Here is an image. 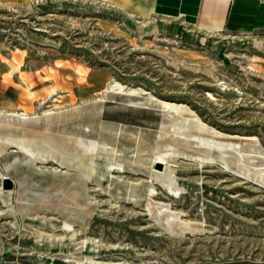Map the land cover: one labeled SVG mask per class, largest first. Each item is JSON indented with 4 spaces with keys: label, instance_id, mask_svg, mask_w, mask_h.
<instances>
[{
    "label": "rangeland",
    "instance_id": "obj_1",
    "mask_svg": "<svg viewBox=\"0 0 264 264\" xmlns=\"http://www.w3.org/2000/svg\"><path fill=\"white\" fill-rule=\"evenodd\" d=\"M228 2L205 0L200 24L217 34L200 43L203 29L183 16L144 13L146 3L128 10L99 0H0V110L19 111L8 119L32 136L72 131L99 139L89 189L81 174L52 161L35 163L14 148L0 155L10 180L0 185L12 190L14 206L31 207L25 218L17 210L15 220L0 200L7 212L0 216V264H264V185L222 165L181 160L176 179L156 180L155 198L148 196L164 99L186 104L230 138H257L264 148V0H231L223 21ZM14 59L21 69L7 75ZM78 66L88 73L81 76ZM110 75L124 90L101 92ZM53 83L47 93L43 86ZM27 87L37 90L34 98H26ZM22 106L35 114L19 116ZM112 155L122 164L119 179L106 171ZM88 190L97 194L91 201ZM63 217L72 227L62 225ZM73 227L78 236L87 229L91 239L67 237L52 252L51 233Z\"/></svg>",
    "mask_w": 264,
    "mask_h": 264
},
{
    "label": "bare ground",
    "instance_id": "obj_2",
    "mask_svg": "<svg viewBox=\"0 0 264 264\" xmlns=\"http://www.w3.org/2000/svg\"><path fill=\"white\" fill-rule=\"evenodd\" d=\"M144 13H146V12H144ZM161 16L164 19H168L171 16L178 17L179 14L160 15V17ZM141 20H143V19H141ZM189 21H192L196 27L204 30L198 36V41L200 43H203L207 38H212L214 33H216L215 29H205L204 27H202V25L200 24V18L198 20L196 18L190 19ZM140 23H141V21L137 20L135 24L137 25V27H139L141 25ZM196 33H197V31H196ZM219 35H220V37L222 39H226L228 42L231 41L232 37H230L229 35H223V34H220V33H219ZM7 64L9 65L8 69L5 72L7 75H12L14 72H16L17 70L21 69V67H20L21 64L19 63V61L15 60V59L13 61H9L8 60ZM213 67L215 68V66H213ZM76 69H77L78 73L81 76H85L86 73H88L85 68H82L80 66H78ZM206 69H207L206 71L210 75H212L214 73L213 69L211 67L210 68H206ZM213 77H214V75H213ZM215 78H217V74H216ZM86 79H87V77L85 78V80ZM218 81H220V80H218ZM52 85H54V83L50 84L48 86L47 85L43 86L45 88V90H47V93L51 94V92L55 91L56 87H54ZM55 85L58 86L57 90H58V88H60L62 91H67L60 84L55 83ZM229 86H231V85H229ZM106 90H119L120 91V90H124V88H123L122 83H120L119 81L115 80V78H113L112 75H110V76H108L107 78L104 79L103 85L101 86V92L102 93L106 92ZM127 90L132 91V92H138V90H135V89H127ZM44 92L46 93V91H44ZM36 93H37V90L32 89L30 87L26 88V93H25L26 98L32 99V98H34L36 96ZM40 93H42V92H40ZM70 100L72 101V98H70ZM147 100H149V99H147ZM61 101H62V99H61ZM84 101H86L85 98L82 99V102H84ZM173 101L165 100V99L162 101L163 115H162V119L160 121L159 130L157 132V135H155L156 136V143H155L154 149H153V151L151 153V157H150L152 159L149 162V168H150V175H149L150 180L149 181H150V183H149V186H148V196L150 198H153V199L155 198V194L157 192V187H156V182H155L156 180H164L165 178L169 179V180H172L174 178L176 179V174H178V173H176V166H179L178 164H179V162L181 160H187L189 162H193V163L197 164L200 167H203V166L207 165V163H211V164L215 163L217 165H222L225 168H230V170L232 169V170L236 171L237 173H239L240 176L242 175L245 178H248V179L256 181L258 184L264 185V148H262L260 146L259 141H258L257 138H249L248 137V138L241 139L242 137L239 138L240 136L238 138H230V137L226 136V134L216 130L212 126H210L207 123H205L203 121V119L201 117H199L197 115V113H195V111H192L191 110L192 108H189L186 104H179V103L173 102ZM10 102H11V100L8 101V102H4V104H6V105L8 104L9 105ZM93 103H95V102H93ZM96 103H97V101H96ZM53 104H55V103H53ZM71 104H74V102H72ZM8 105H7V107H8ZM12 105H11L12 107H16V106H14V103ZM11 106H10V108H11ZM94 106H95V104H94ZM160 106H161V104H160ZM22 107H21L22 111L19 113V116L26 117L29 114V112H32L30 109H28L26 107H23V108ZM21 109H19V110H21ZM66 111H67V109H66ZM18 112H14L12 110L9 111V110H7L5 108L0 110V117L3 116V117L7 118V120L6 119H0V155L2 153H4V152L8 151L9 149L11 150L12 148H14L16 151L19 150V151L24 152L25 154H27L29 156V158L31 159V161H35V163H47V162L52 161L53 163H56V165L59 164L61 167L65 168L63 170L65 173H67L68 171H73L75 174L76 173L81 174L83 179H86V182L84 183L85 186H86V189L87 188L89 189L90 183L88 181H90L92 179L95 171L97 170L96 169L97 168L96 167V163H97L96 156H97V150H98V145H99V141H98L99 139L93 138L92 136H91L92 138H88V137L86 138V137H83L84 135L83 136L71 135L72 131L70 132V134H63V133L55 134V133H51V132H48V131H44L38 137L32 136L28 131H26L25 129H23L22 127H20L18 125L13 124L12 121L8 119V118H11L13 115H18ZM32 113L35 114V111L32 112ZM65 118H66V116H65ZM18 122H19V120H18ZM73 134H75V133H73ZM232 137H234V136H232ZM99 138H101V137H99ZM102 140H100V141H102ZM106 145H105V147H106ZM112 149H115V148L112 147ZM107 151H109V150H107ZM135 151H137V149ZM110 152H111V150H110ZM112 152H114V150ZM7 154H10V153H7ZM14 155H16V154H14ZM21 155H23V154H21ZM111 159H113V155L110 157L109 160L106 159L107 161H106V165L105 166H107V168H108V169H106V171L108 170L109 171L108 173L111 174V176H117L118 177V175L121 172H124L123 168H122V164L121 163H117V162H115V161H113ZM40 166H39V168H40ZM161 167H163V168L161 169ZM218 168H220V167L218 166ZM181 169H183V168L181 167ZM1 170H0V179L4 180L7 177L2 173ZM96 172H98V171H96ZM122 174H124V173H122ZM61 177L62 176H60V178ZM125 178H127V177H125ZM64 179H66V178H64ZM93 179H94V177H93ZM118 179H119V177H118ZM67 180H69V178ZM96 180H97V178H96ZM70 181H71V179H70ZM128 183L130 184L129 181H128ZM81 186H82V184H81ZM67 187H69V186L67 185ZM63 190H65V189H63ZM68 192L71 193V191H68ZM63 194H61V195H63ZM12 195H13V192H12L11 189L4 188L3 186L0 185V200H1L2 203H4L10 209L9 213L11 214L13 219H15V220L17 219V216H18L17 215V210L21 212V217L22 218H25L26 215L29 216V214H30L29 210L31 209V207L30 206L27 207L28 204H26V203L23 204L21 202H19V205L14 206L12 204L13 202L11 201ZM88 195H89V197L88 196L87 197L91 201L95 197V195H97V194H95L94 190H92V191L88 190ZM26 196H28V194H26ZM30 196H32V195H30ZM22 197H24V195ZM83 199H84V197H83ZM72 200H73V198H72ZM64 201H65V199H64ZM64 201H63V203H64ZM82 201L79 202V200L76 199V200L73 201V203H76V204L80 205V203L82 204ZM51 202H52V200H51ZM65 202H67V201H65ZM85 202H86V199H85ZM47 203H49V202H47ZM91 203L92 202H90V204ZM83 204L84 205H82V206H86L85 203H83ZM110 204L111 203H109V205ZM65 207H68V206H65ZM92 207H94V206H92ZM111 207H112V204H111ZM89 209H90V207H89ZM43 212H46V211H43ZM4 213L2 211H0V216L3 215ZM73 213H74V211H73ZM75 214L76 213H74V215ZM88 214H89V212H88ZM68 217L69 216H67V218ZM78 217H80V216H78ZM156 217L157 216H155V218ZM7 218H8V216H7ZM67 218L63 217V220L61 221L62 225L65 226V227H72L74 222L72 223ZM74 220H76V219H74ZM85 220L86 219H84L83 222ZM86 223H87V220H86ZM11 225L12 226H16V221L13 220ZM53 226H55V225H53ZM75 227H77V226H75ZM8 228H9V226H8ZM85 231H84V233L82 235L80 234V236H78L77 229H75L74 227L70 231L63 230L62 232H60L59 234H56V235L51 233L52 234L50 236L51 238L49 237L50 238V242H49L50 250L52 252H55L57 250H61L62 249L61 248L62 244L66 243L67 241H68V243L70 241H75L78 238H81L83 243H87V241L91 239L92 235L90 234L91 235L90 237L87 236L88 234ZM41 233H42V231H41ZM43 233H45V232H43ZM47 235H48V233H47ZM37 237H38V234H37ZM67 237H68V240L66 241ZM34 238H35V236H34ZM41 239H43V238H41ZM46 240H48V239H46ZM38 242H42V241H38ZM3 251H4L3 238L0 235V254H3ZM92 258L93 257H91V259ZM70 259H72V258H70ZM83 260H84V258H83ZM88 260H90V259H88ZM91 261H93V260H91ZM127 264H129V263L127 262Z\"/></svg>",
    "mask_w": 264,
    "mask_h": 264
},
{
    "label": "crops",
    "instance_id": "obj_3",
    "mask_svg": "<svg viewBox=\"0 0 264 264\" xmlns=\"http://www.w3.org/2000/svg\"><path fill=\"white\" fill-rule=\"evenodd\" d=\"M5 2L12 3L16 0H4ZM104 3L119 5L120 7L130 9L133 5L148 4L149 7L143 10L146 13H153L157 15H174L179 14L178 17L183 16L185 20L200 18L205 4V0H99ZM229 0L223 15L225 21L226 11L229 9ZM232 9V8H231Z\"/></svg>",
    "mask_w": 264,
    "mask_h": 264
},
{
    "label": "water",
    "instance_id": "obj_4",
    "mask_svg": "<svg viewBox=\"0 0 264 264\" xmlns=\"http://www.w3.org/2000/svg\"><path fill=\"white\" fill-rule=\"evenodd\" d=\"M4 180L7 182V184L10 183V180L8 178H5Z\"/></svg>",
    "mask_w": 264,
    "mask_h": 264
}]
</instances>
